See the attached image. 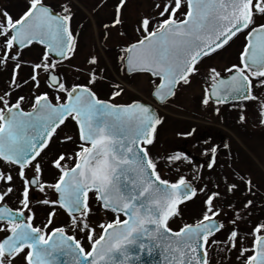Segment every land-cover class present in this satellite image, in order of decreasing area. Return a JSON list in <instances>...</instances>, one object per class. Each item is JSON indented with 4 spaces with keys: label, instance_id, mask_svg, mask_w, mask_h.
<instances>
[{
    "label": "snow or ice",
    "instance_id": "obj_1",
    "mask_svg": "<svg viewBox=\"0 0 264 264\" xmlns=\"http://www.w3.org/2000/svg\"><path fill=\"white\" fill-rule=\"evenodd\" d=\"M127 6L128 0H118L112 21L104 28H122ZM73 16L71 0H60L55 6L46 0H27L18 16L0 9V67L12 69L9 87L0 92V264H61L60 256L70 257L65 264H141V255L145 250L151 255L154 247L165 255V264H210L209 248L220 244L224 248L218 251L235 249L241 264H264V222L252 229L251 246L245 245L238 228L244 218L240 213L249 212L253 200L247 199L240 209L229 203L232 216L227 221L217 219L224 212L227 194L239 192L241 185L251 195L258 191L245 175L232 182L225 176L223 192L220 182L215 189L205 184L199 189L204 194L200 218L177 231L170 229L168 221L178 215V205L195 197L197 189L184 175L175 182L162 178L163 168L180 172L187 165L192 179L199 180L201 169L214 170L218 149H203L208 159L195 167L193 158L179 151L166 154L161 164L152 154L161 118L151 105L98 98L92 86L103 77L95 56L87 61L91 66L87 83L66 85L56 69L60 60L70 59L77 50ZM134 30L139 35L135 42H125L119 64L129 73L148 74L154 85L152 95L160 104L175 97L178 86L191 83L204 57L243 33L247 44L239 53V63L225 69L227 76L215 67L204 69L209 87L201 103L217 105L219 114L218 106L229 101H259V123L264 126V99L253 94L254 88H264V0H153L152 11L139 17ZM33 44L44 51L37 62L29 63L23 58L24 49ZM53 56L59 60H50ZM22 65L31 68L23 84L40 89L44 74L46 90L28 97L17 93ZM113 87L110 99L123 91L120 84ZM243 111L241 107L240 123L246 120ZM66 121L77 126L78 141L65 135L60 142L77 147L50 161L59 173L55 183L42 182L41 152ZM29 168L32 175L26 176ZM13 171L22 182L15 209L7 204L17 192ZM30 188L58 194L55 200L41 201L52 208L43 226L33 224ZM90 192L103 210L116 214L113 222L99 225L98 237L88 223ZM56 207L66 211L72 231L84 235L90 250L64 227L49 231ZM121 214L126 219L121 220ZM134 249H138L135 254Z\"/></svg>",
    "mask_w": 264,
    "mask_h": 264
},
{
    "label": "rangeland",
    "instance_id": "obj_2",
    "mask_svg": "<svg viewBox=\"0 0 264 264\" xmlns=\"http://www.w3.org/2000/svg\"><path fill=\"white\" fill-rule=\"evenodd\" d=\"M46 2L55 6L60 0H46ZM71 2L74 13V29L79 35L77 50L70 59L57 65L56 69L66 85L86 84L88 79L87 69L91 67L87 64V61L91 56H95L98 60L97 71L100 77H103V79L98 77V82L92 86L98 96H107L106 92L110 93L108 96H111V93L116 90L113 85L120 84L125 89V93L115 97V99H110L111 102L129 103L134 98L147 102L150 91L154 87L153 83L148 77L139 76L130 81L134 85L133 87L128 86L129 82L126 83L121 77L117 76L118 65L115 60L119 54H122L120 50L125 46L126 41L133 42L137 39L139 34L134 30L136 22L141 15L152 11L153 0H128L123 27L117 26L110 29H105L104 25L111 23L118 0H71ZM26 3L27 0H0V9H7L13 16H18L24 10ZM57 10L59 11V8ZM118 29L125 33L123 37L119 35ZM235 42L220 54L223 56L222 59H215L213 62L215 67L222 69L229 58L235 60V57L242 50L240 48L244 47L242 40L239 39ZM39 57V52L29 50L23 58L29 63H34L39 60ZM201 68L202 70L192 78L189 85L181 86L177 96L158 110V114L160 113L163 119V124L159 127L152 154L159 158L162 164V158L166 154L176 152L178 148L179 152L182 153H184L183 150H187L195 161L193 166L195 167L205 164L208 159L203 154V149L216 146L218 149L217 164L214 170H208L206 167L201 169V179L199 180L192 179V168L187 165L182 166L180 172H177L175 168H163L162 178L175 182L180 175H184L188 181L193 182L194 187L197 189L196 196L190 203L180 207L178 215L170 221L169 227L173 231H177L183 224L195 223L200 218L204 207V194L199 189L204 187L205 184L208 188L215 189L217 182H220L221 188L219 190L223 192L225 176L229 182H232L238 180L240 175H245L252 179L258 191L255 195H251L241 185L239 192L234 195L227 194L223 202L224 212L217 219L227 221L232 216V209L228 207L229 203L240 209L247 199L253 200L252 208L249 212L242 211L240 215L244 218L238 221L240 234L245 237V245L251 246L252 237L250 233L252 229L258 223L264 222V126L259 123V107L255 105L249 109L243 108L246 120L244 123H240L241 108L233 107L219 110V114H217L212 105H202L204 88L208 87L209 81L204 71L207 66L203 65ZM22 70L30 72V67L25 65ZM22 70L20 69L19 74H17L18 84L23 80H28V76L21 72ZM0 71L4 72V89H6L9 87L11 67L2 68ZM40 80V91H42V84L44 86L45 80L44 74H41ZM0 92H3V90H0ZM17 93L25 97L32 95L31 83L24 85ZM256 95L264 99V88H257ZM191 131H193L191 135H183ZM65 135H71L75 139L76 128L71 123L59 131L55 141L60 140ZM225 144L228 145L227 148L224 147ZM58 175V171H52L49 178L45 175L48 179L46 183H55ZM19 190H21L20 187L17 189L18 193ZM46 198L55 200L54 190L47 188L45 192L36 190L34 199H31V204L35 201L41 202ZM94 203L93 198H91L88 223L95 229L98 236L101 233L99 225L105 224L109 221V218L103 211L101 213L99 207ZM54 218L56 221L58 220L57 215ZM228 227L231 228L232 225L229 224ZM70 233L75 235L82 243L86 244L88 242L84 235L77 231L73 232L71 228ZM217 236L221 240H226V236L220 235V233ZM221 248H224L223 244L212 245L209 248V256L210 259L215 261L214 264H241V261L237 260L238 253L235 249L231 252L218 251Z\"/></svg>",
    "mask_w": 264,
    "mask_h": 264
},
{
    "label": "flooded vegetation",
    "instance_id": "obj_3",
    "mask_svg": "<svg viewBox=\"0 0 264 264\" xmlns=\"http://www.w3.org/2000/svg\"><path fill=\"white\" fill-rule=\"evenodd\" d=\"M71 27H72V30H73V34H74V36L76 37V40H77L79 38V35L77 34V31L75 32V29H74V21L73 20H72ZM239 39H240V41L242 40L245 43V45L247 44V38H246V36L243 33H240V34L237 35V37H234L233 40L231 42H229V44L227 46H225L221 50H218L217 52L209 55L208 57H204L196 65V67L199 68V69H201V70H202L201 67L203 65L204 66L206 65L207 68L215 67L213 65V62L215 61V59H218V58L219 59H222L223 56H221L220 54L223 53L224 51H226L235 41L237 42V40H239ZM133 42H135V41H133ZM241 49H242V47L240 48V50ZM29 50H35V51L39 52L40 53V56H41L42 52L44 51L43 47L41 45H38V44H33L29 48L24 49V54H26ZM119 55H121V54H119ZM52 59H55V58L54 57H50V60H52ZM55 60H57V59H55ZM65 61L66 60H60V62L57 65H59L61 63H64ZM115 62H117V65H118V67H117V76L118 77H121V79H123L126 83L129 82L128 83L129 84L128 86L133 87L134 85L130 81L133 78H136V77H139V76H144V77L146 76L151 81V77L148 74H145V73H135V72H132V73L129 74L127 72V70L126 69H123L121 67V65L119 64L118 57L116 58ZM238 63H239V55H237L235 57V60H233L232 58H229V60L225 64V67H223L222 69H220V68L218 69L217 67H215V68L217 70L221 71L222 74H224L225 76H227L228 73L225 72V69H227L228 67L232 66L233 64H238ZM2 68H4V67H0V69H2ZM24 68H25V65H22L21 70L24 69ZM21 72H23L26 76H28L27 79L30 78L31 68H30V72L29 71H23V70ZM28 73H29V75H28ZM3 74H4V72H1L0 71V90H4V86H5V83H4L5 82V77L3 78ZM18 74H19V72H18ZM198 74H199V72L193 74L190 77V80H192V78L195 77V76H197ZM11 76H12V69H11L10 78H9L10 80H11ZM45 79H46V76H45ZM253 83L254 84L256 83L255 79L253 80ZM23 86H24L23 82H20V87L17 88V92L20 91L23 88ZM180 87L181 86H178L175 97L177 96V93H178V90L180 89ZM208 87H209V85H208ZM205 88H207V87H205ZM44 90H46V89L44 88V86L42 84V91H44ZM256 90H257V88H254L253 89V94L254 95H256ZM93 91H95V90L93 89ZM33 92H37V94H38L40 92V89H33ZM152 92H153V89L150 91V97L147 100V102L146 101H143V100H136V98H134L129 103H118V104L127 105V104H130V103L134 102V101H138V102L147 103V104H154V105H156L157 110H159L161 107L166 106L170 101H172L175 98L174 97L168 103L160 106V105H157L156 104V101L153 99ZM106 93H107V96H98V93L96 92L98 98H100L102 100H105V101L111 102L110 101V96H108L110 93H108V92H106ZM124 93H125V89H123V91H122L121 94H124ZM203 96H204V92H203ZM111 103H114V102H111ZM210 105H212L214 108L217 107V105H214L212 103H210ZM255 105H257V107H259V101H234V102H230L228 104H221L218 107H219L220 110H226V109H230V108H233V107H236V108L243 107V108L249 109V108H251V107H253ZM22 107H24L25 110H30L27 104L22 105ZM159 117L162 120V123L160 125H162L163 124V119H162L160 113H159ZM69 123H71L72 126H74L77 129V126L75 125L74 122L66 121L65 122V125H62L57 130V132L53 135L52 139L49 142V146L47 148H45L41 152V156L43 157V162H42L43 175L41 177L42 182H45L46 183L47 180H48L47 178L50 177V173L52 171H57L56 169H54V168H52L50 166V161L58 153H61V152H70L72 148L77 147V145H66V144H62L60 141L63 138H61L60 140L55 141L56 136L59 133V131L62 128H64L65 126H67V124H69ZM160 125L157 126L156 140H157V136H158V131H159ZM77 132H78V129H77ZM204 132H205V130H204ZM191 133H193V131H191ZM205 134H207V133L205 132ZM75 139L78 141V135H76ZM156 140H155V142H156ZM155 142H154V144H155ZM149 147H152V146H149ZM178 151H179V148H178ZM183 152L189 155V152L187 150H183ZM45 153H47V155H45ZM37 159H40V157H38ZM25 172H26L27 176H31L32 175L30 168L29 169H26ZM45 175H46L47 178L45 177ZM13 176H14L15 182H16V189H18L19 187L22 189V182L19 180L18 177H16V172L15 171H13ZM36 190L38 191V189H32V188L29 189L30 207L32 208L33 212L35 213V219L33 221V224H34V226H43V224L46 223L47 220L49 219L48 213H49L50 210H52V208H51L50 205H43L40 201H35V202H33V204H31V199L32 200L34 199V197H35V191ZM18 196H19V193L16 192V195H14L12 199L7 200V204H8L9 207H11L13 209H15V208L18 207ZM55 213H57L55 215L58 216V220L56 221V219L54 218V216L52 217V224L49 225V231L52 228H55V227H64L65 230H66V233L69 234V235H71V233H70V228H71L70 227V222H71V218L68 216V214L63 209H60L59 207H56L55 208ZM101 213H102V211H101ZM77 232L80 233L79 231H77ZM2 235L3 234L0 233V236H2Z\"/></svg>",
    "mask_w": 264,
    "mask_h": 264
},
{
    "label": "water",
    "instance_id": "obj_4",
    "mask_svg": "<svg viewBox=\"0 0 264 264\" xmlns=\"http://www.w3.org/2000/svg\"><path fill=\"white\" fill-rule=\"evenodd\" d=\"M54 57V56H53ZM56 58V57H54ZM59 59V58H56ZM160 104V103H159ZM154 109V108H153ZM155 110V109H154ZM156 112V111H155ZM157 114V112H156ZM158 115V114H157ZM58 195V194H57ZM188 201V200H187ZM186 202V201H184ZM183 202V203H184ZM182 204V203H181ZM180 204V205H181ZM179 207V205H178ZM178 210V209H177ZM122 215V214H121ZM172 218V217H171ZM170 218V219H171ZM126 219V217H125ZM169 219V220H170ZM138 251V249H134L133 253L135 254V252ZM59 260L61 262V264H65V261L70 260V257L67 256H60ZM141 264H165V255L161 252V250L159 248L154 247L153 248V252L151 255L148 254L147 250H145V252L141 255Z\"/></svg>",
    "mask_w": 264,
    "mask_h": 264
},
{
    "label": "trees",
    "instance_id": "obj_5",
    "mask_svg": "<svg viewBox=\"0 0 264 264\" xmlns=\"http://www.w3.org/2000/svg\"><path fill=\"white\" fill-rule=\"evenodd\" d=\"M215 261L213 259H210V264H214Z\"/></svg>",
    "mask_w": 264,
    "mask_h": 264
}]
</instances>
